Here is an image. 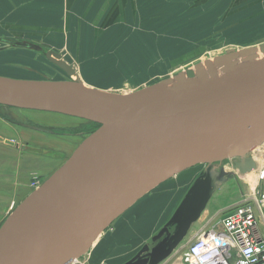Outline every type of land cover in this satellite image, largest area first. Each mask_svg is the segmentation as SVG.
<instances>
[{"label":"water","instance_id":"95a60500","mask_svg":"<svg viewBox=\"0 0 264 264\" xmlns=\"http://www.w3.org/2000/svg\"><path fill=\"white\" fill-rule=\"evenodd\" d=\"M0 45L38 52L66 78L0 77V106L94 126L0 225V264H74L144 196L202 166L165 225L124 263L164 264L212 195L257 169L251 152L264 143V44L226 50L129 94L86 86L54 50L2 37ZM261 183L264 200V169Z\"/></svg>","mask_w":264,"mask_h":264},{"label":"rangeland","instance_id":"374dc122","mask_svg":"<svg viewBox=\"0 0 264 264\" xmlns=\"http://www.w3.org/2000/svg\"><path fill=\"white\" fill-rule=\"evenodd\" d=\"M159 1L143 0L140 3L146 15H137V27H123L129 23L113 26L114 23L109 21L95 28L91 42H79L81 36L78 39L72 31L71 42L63 40V37L57 43L60 50L56 52L63 53L65 61L77 71L86 86L129 94L179 72L193 69L196 63L213 59L226 50L264 44V0H163L158 4ZM157 11L163 12L169 20L165 23V33L159 28ZM168 26L172 31L177 28L181 31L169 33ZM110 27L107 32H112V36L101 38L100 28L102 31ZM1 29L0 36L28 41L45 50H53L47 46L48 43H44L49 41L47 38L50 33H57L49 26ZM68 29L64 28L65 35ZM85 46L87 49L83 50ZM0 49V77L66 79L38 52L8 49L3 45H0ZM6 118L19 123L31 121L34 127L55 131H50L52 134L33 131L23 133ZM89 129L90 126L79 119L0 106V136L18 141L21 149L25 146L21 150L0 142V165L6 167L0 169V176L6 182L10 181V185L0 181V194L3 198L12 199L16 195L14 205L21 202L35 187L34 184L47 179L68 158ZM15 130L22 132L24 139L22 134L17 136L11 133ZM253 151L251 155L257 163L256 171L246 176L237 175L212 195L208 203L211 213L215 211L211 214V224L218 226L222 216L240 198L258 196L261 191L259 175L264 169V143ZM20 153L22 158H18ZM224 165L226 171L231 170L230 161ZM202 168L197 166L184 171L144 196L113 222L90 251L74 264H124L129 261L165 225ZM24 176L28 179V187L17 189V193L16 189L12 191L17 180ZM263 228L262 225L261 233ZM176 255L164 264H182L181 258Z\"/></svg>","mask_w":264,"mask_h":264},{"label":"crops","instance_id":"0c3cea01","mask_svg":"<svg viewBox=\"0 0 264 264\" xmlns=\"http://www.w3.org/2000/svg\"><path fill=\"white\" fill-rule=\"evenodd\" d=\"M162 1L163 0H160L157 3L161 4ZM141 2H143V0H0V29L3 27L49 26L54 29V31H57V33H50L47 38L49 41H45L44 44L48 43L49 45L47 46L49 48L58 51L60 49L57 47V43H60L63 37V40L71 42L72 31H74L75 36H78V39L79 36H81L79 42H91L93 40L95 28L103 26L109 21L111 24L114 23L113 26H123L129 23V25L123 27H137L139 23V20L136 21L137 15L140 14L142 17L146 15L145 11H142ZM157 15L159 28L162 33H165L167 31L165 23L169 20L164 16L163 12L157 11ZM102 21L105 22L102 24ZM64 28H69L67 35L64 34ZM109 29H111V27L101 31L100 28L101 33L99 36L103 39L109 35L112 36V32H107ZM1 30L5 32L3 29ZM180 31L181 29L178 28L174 31L170 30V28L168 30L169 33ZM0 37L9 39L3 35ZM86 49L87 46L83 47V50ZM60 54L64 58L63 53ZM21 157L22 153L18 154V158ZM5 168L6 167H2V164L0 165V169ZM29 174L30 173H28V175ZM27 180L25 176L21 180H17V183L11 190L14 191L16 189L17 193V189L20 188L23 190L22 188H27ZM0 181L4 185H10V181L6 182L5 178L1 176ZM15 199L16 195L14 198L9 199L3 198L2 194H0V225L11 212V207H15ZM20 201H22V199ZM216 211L218 212L219 210ZM212 213L209 206L206 207L199 220L192 226L190 233L194 235L203 228L205 230L213 228L214 224H211L210 219L213 216L211 215ZM257 231L259 232V229H257Z\"/></svg>","mask_w":264,"mask_h":264},{"label":"built area","instance_id":"2783aa9c","mask_svg":"<svg viewBox=\"0 0 264 264\" xmlns=\"http://www.w3.org/2000/svg\"><path fill=\"white\" fill-rule=\"evenodd\" d=\"M262 225L261 192L244 196L221 218L217 228L208 232L203 228L194 236L182 255L183 264H264Z\"/></svg>","mask_w":264,"mask_h":264},{"label":"flooded vegetation","instance_id":"af4514ba","mask_svg":"<svg viewBox=\"0 0 264 264\" xmlns=\"http://www.w3.org/2000/svg\"><path fill=\"white\" fill-rule=\"evenodd\" d=\"M203 1H205V0H203ZM10 109H12V108H10ZM20 111H24V110H20ZM6 119H8V118H6ZM10 124H14L15 125V127L16 128H19V130H22V132L23 131H33V132H37V133H39V132H44V133H48V134H52V132L53 131H55V130H53V129H49V130H47V129H41V128H37V127H34V125L31 123V121H29V122H22V123H19V122H15L14 120V122L13 121H11V119H8L7 120ZM13 128V127H12ZM9 131H12V130H9ZM50 131H52V132H50ZM22 132H18V131H13V132H11V133H15V134H17V136H20V134H22ZM23 133H25V132H23ZM54 133V132H53ZM21 137L23 138V134L21 135ZM0 138H2L3 140H9V141H13L14 142V144H18V142L17 141H15V140H13V139H8V138H6V137H2V136H0ZM11 138H13V137H11ZM24 139V138H23ZM1 142V141H0ZM3 143V142H2ZM5 144V143H4ZM7 145V144H6ZM10 147H12V146H10ZM15 148V147H14ZM18 148H20L21 149V145H20V143H19V146H18ZM18 148H16V149H18ZM22 158V157H21Z\"/></svg>","mask_w":264,"mask_h":264},{"label":"trees","instance_id":"16d2710c","mask_svg":"<svg viewBox=\"0 0 264 264\" xmlns=\"http://www.w3.org/2000/svg\"><path fill=\"white\" fill-rule=\"evenodd\" d=\"M93 128H94V126L92 128H90L87 132H85V134L87 135Z\"/></svg>","mask_w":264,"mask_h":264},{"label":"bare ground","instance_id":"6f19581e","mask_svg":"<svg viewBox=\"0 0 264 264\" xmlns=\"http://www.w3.org/2000/svg\"><path fill=\"white\" fill-rule=\"evenodd\" d=\"M253 152H254V151H253ZM263 167H264V165H263ZM247 179H248V178H247ZM248 180H249V179H248ZM248 180H247V181H248ZM245 181H246V180H245ZM248 182H250V181H248Z\"/></svg>","mask_w":264,"mask_h":264}]
</instances>
